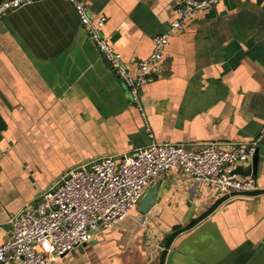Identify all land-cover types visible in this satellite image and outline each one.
Returning a JSON list of instances; mask_svg holds the SVG:
<instances>
[{
    "label": "crops",
    "instance_id": "0c3cea01",
    "mask_svg": "<svg viewBox=\"0 0 264 264\" xmlns=\"http://www.w3.org/2000/svg\"><path fill=\"white\" fill-rule=\"evenodd\" d=\"M82 1L94 21L106 17L105 39L132 73L177 8L176 0ZM169 39L161 71L140 89L144 117L68 0H37L0 18V245L10 237V216L80 164L152 140L231 149L264 135V0H221ZM258 147L264 188L262 139ZM153 185L156 214L148 212L146 226L136 206L50 264H160L172 228L223 196L180 168L146 190ZM164 264H264V193L223 201L174 238Z\"/></svg>",
    "mask_w": 264,
    "mask_h": 264
},
{
    "label": "built area",
    "instance_id": "2783aa9c",
    "mask_svg": "<svg viewBox=\"0 0 264 264\" xmlns=\"http://www.w3.org/2000/svg\"><path fill=\"white\" fill-rule=\"evenodd\" d=\"M37 0H2L0 18ZM74 7L82 28L92 40L109 69L129 90L130 101L145 117L140 89L161 71V62L170 42V34L181 30L188 19L221 0H176V16L168 28L153 36V50L137 64L132 73L122 56L107 42L102 32L106 17L92 19L82 0H68ZM147 124V123H146ZM150 138L153 134L147 124ZM263 135L223 149L214 143L198 148L182 143L158 142L120 157L103 156L67 171L35 204L27 203L17 215H11L10 237L0 245V264H50L89 243L95 235L129 215L139 204L146 188L160 175L180 168L189 177L205 182L220 195L245 193L259 188L253 175L241 176L237 164L250 161ZM137 221L146 226L149 214Z\"/></svg>",
    "mask_w": 264,
    "mask_h": 264
},
{
    "label": "water",
    "instance_id": "95a60500",
    "mask_svg": "<svg viewBox=\"0 0 264 264\" xmlns=\"http://www.w3.org/2000/svg\"><path fill=\"white\" fill-rule=\"evenodd\" d=\"M263 139H264V135L262 138V142L264 141ZM259 158H260V154H259V147H258L255 155L251 159L252 161L251 166L248 169H243L241 166H238L235 168L234 171L244 176L253 175L254 177H256L257 172H258ZM157 188H158L157 185H153L144 192L139 204L137 205V210L140 213L151 212L154 215L156 214V210L154 209V204L156 201ZM261 193H264V188H258L256 190L248 191L245 193H232V194L223 195L219 197L218 199H216V201H214V203L206 211H204L201 215L192 218L188 224L180 226V227L174 226L172 228V231L169 234H167L164 238V241H163L164 248H163V251L161 252L160 264L165 263L166 255L168 253V250L174 238L180 233H182L183 231L188 230L194 225H196L198 222L206 218L208 215H210L223 201H225L226 199L234 195H257Z\"/></svg>",
    "mask_w": 264,
    "mask_h": 264
}]
</instances>
